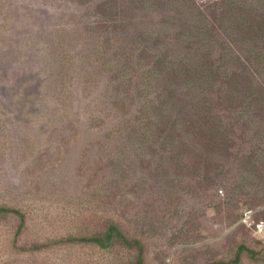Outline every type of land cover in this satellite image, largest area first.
<instances>
[{"label": "rangeland", "instance_id": "1", "mask_svg": "<svg viewBox=\"0 0 264 264\" xmlns=\"http://www.w3.org/2000/svg\"><path fill=\"white\" fill-rule=\"evenodd\" d=\"M256 14L264 0H0V264H264L241 221L264 220Z\"/></svg>", "mask_w": 264, "mask_h": 264}, {"label": "trees", "instance_id": "2", "mask_svg": "<svg viewBox=\"0 0 264 264\" xmlns=\"http://www.w3.org/2000/svg\"><path fill=\"white\" fill-rule=\"evenodd\" d=\"M227 1V0H226ZM228 12H231V11H228ZM234 14H240L241 16L244 15L245 18H246V11L243 7H236L235 6V10H234ZM232 20L236 21L237 23H239V21H241V18H230L228 21H227V24L230 25V23L232 22ZM264 20V14H256V15H253V18H252V27L254 28V26L256 24H261L262 21ZM226 24V25H227ZM244 25H241L239 26L238 28H242ZM221 27H224L223 29H225L224 31H226L229 27L227 26H221ZM233 27V26H232ZM231 28V27H230ZM252 32L250 31V34ZM262 51V48L260 49V52ZM197 69V67H196ZM193 95V98L190 99L189 101V105L191 106V108L194 110L195 112V116H196V120H195V124L193 126V129H194V133L196 136H199V135H203L202 134V129H203V126H204V120L207 119L206 117V111H207V106L205 105L206 102H204L201 97H200V92H193L191 93ZM190 94V95H191ZM249 97L252 96V99L255 103V107L257 106V108H262L264 109V101L262 100V98L257 95V94H248ZM179 99V97H178ZM197 118H200L201 119V125H198V119ZM212 128H214V125L212 123ZM204 136V135H203ZM216 134H211L210 135V140H213L215 138ZM217 153V152H216ZM218 155V154H217ZM116 230V228L109 231V238L112 237L113 235V232Z\"/></svg>", "mask_w": 264, "mask_h": 264}, {"label": "built area", "instance_id": "3", "mask_svg": "<svg viewBox=\"0 0 264 264\" xmlns=\"http://www.w3.org/2000/svg\"><path fill=\"white\" fill-rule=\"evenodd\" d=\"M241 221L248 229L264 237V220H255L251 210L243 212Z\"/></svg>", "mask_w": 264, "mask_h": 264}]
</instances>
